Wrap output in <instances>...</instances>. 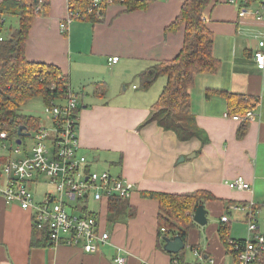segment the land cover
<instances>
[{"label": "crops", "instance_id": "obj_1", "mask_svg": "<svg viewBox=\"0 0 264 264\" xmlns=\"http://www.w3.org/2000/svg\"><path fill=\"white\" fill-rule=\"evenodd\" d=\"M5 1L18 0L0 3ZM155 1L150 0L145 10L132 12L120 5L107 6L102 22L75 20L63 33L59 25L67 17V0H48L45 16L33 21L25 59L58 67L78 99L86 101L78 108L79 153L92 167L105 163L108 171L113 170L110 173L134 185L125 203L135 215L109 225L105 205L91 211L97 213L98 229L109 235V241L98 253L87 254L79 246L31 245L41 236L32 233L30 213L0 200V264H115L117 249L124 252L125 264H170L174 256L158 247V203L142 198V192L209 193L214 200L203 205L212 216L213 209H219L220 217L229 205L254 203L264 233V71L253 60L256 36L264 32V21L254 19L260 1L245 6L244 0H213L203 13L213 34L212 55L220 62L214 74L196 75L190 90V112L205 133V144L197 138L181 141L154 122L143 125L166 79L161 77L143 90L137 76L153 64L174 59L183 44V27L176 32L167 28L184 0ZM241 8L245 11L239 17ZM112 57L118 58L115 64L108 63ZM229 95L254 101L247 109L254 119L247 121L241 138H237L241 122L223 116L231 110ZM236 177H243L250 189L230 190L226 184ZM236 214L239 218L231 217L228 236L241 240L246 235V218ZM220 217L217 223L202 227L203 233L197 225L189 230L186 263L196 264L191 251L197 249L202 264H227L230 258L234 264L220 239ZM232 222L240 223L242 232L237 233ZM234 230L242 236L234 235Z\"/></svg>", "mask_w": 264, "mask_h": 264}, {"label": "trees", "instance_id": "obj_2", "mask_svg": "<svg viewBox=\"0 0 264 264\" xmlns=\"http://www.w3.org/2000/svg\"><path fill=\"white\" fill-rule=\"evenodd\" d=\"M90 1L67 0V4L70 3L74 8L81 10L89 7ZM258 1L261 0H244L243 5L249 6ZM212 2L213 0H184L178 15L167 28V32H176L183 27V44L179 53L172 60L151 65L137 76L143 90L149 89L161 77L166 79L158 99L151 107L150 116L143 125L154 122L164 131L173 132L181 141L197 138L202 144L207 142L205 133L196 126L194 116L190 112V90L196 75L214 74L220 66L219 60L212 55L213 34L202 18L205 9ZM149 3L150 0H125L122 4L125 12H132L145 10ZM48 6V0L0 3V21L11 17L16 19L17 23L15 34L4 38L0 33V122L5 124L11 136H17L19 127L34 129L39 124V120L34 117L20 115L18 112L21 107L35 98L41 99L43 104L62 100L69 86L68 80L62 76L58 67L29 62L24 57L29 29L35 18L45 16ZM105 10L106 6H101L99 16L93 15L84 21L102 22ZM228 99L230 116H243L254 104L252 99L237 95H229ZM246 123L247 121L240 123L237 138H241L245 133ZM141 197L158 203L157 241L161 250L164 238L180 236L185 243L189 230L196 226L192 221L196 207L214 200L211 194L201 191L191 195L142 192ZM125 202L112 197L103 204L107 207V224L113 225L121 217L130 218L135 215L134 210ZM82 210L85 213V207ZM89 214L98 221L97 213ZM221 225L220 239L226 249L232 252L228 244L229 240H233L228 236L229 224ZM32 233H39L41 240L38 239L31 245L47 243L48 233L45 230L37 232L34 229ZM184 253L185 247L177 254H168L177 257L179 264H188L184 261Z\"/></svg>", "mask_w": 264, "mask_h": 264}, {"label": "built area", "instance_id": "obj_3", "mask_svg": "<svg viewBox=\"0 0 264 264\" xmlns=\"http://www.w3.org/2000/svg\"><path fill=\"white\" fill-rule=\"evenodd\" d=\"M124 1L91 0L90 6L81 10L69 3L67 19L59 25V29L64 33L71 21L99 16L101 6L118 5ZM260 6V10L254 12V19L263 23L264 0L260 1ZM244 11V8L239 9L238 16L242 17ZM117 60L116 57L108 58V63L115 64ZM253 60L257 69L263 71L264 32L256 36ZM79 105L78 96L69 89L62 100L43 104L44 117L39 120L37 127H24L23 130V133H29L32 145L24 142V136L17 146L15 136H11L5 124L0 122V199L4 204H18L23 210L30 211L33 227L46 230L48 241L54 247L79 246L84 253L95 254L102 246L108 245L109 235L98 231L95 218L75 214L76 210L87 207L89 195L98 204L105 203L111 197L127 200L135 187L122 177L88 169L90 162L79 154L76 113ZM224 118L236 122L254 119L252 112H246L243 116L224 114ZM41 180L45 185H50L53 192H43L40 201L36 202L31 186L38 185ZM226 185L233 191L250 189L242 177H237ZM227 210L243 213L246 218L245 238L242 241L228 242L234 264H264V233L260 231L258 211L254 204H232ZM220 221L228 222V216L223 215ZM191 254L196 259V264H202L200 251L192 249ZM114 263L125 264L122 250L117 249ZM170 264H179L178 259L172 257Z\"/></svg>", "mask_w": 264, "mask_h": 264}, {"label": "rangeland", "instance_id": "obj_4", "mask_svg": "<svg viewBox=\"0 0 264 264\" xmlns=\"http://www.w3.org/2000/svg\"><path fill=\"white\" fill-rule=\"evenodd\" d=\"M164 1H169V0H164ZM164 1H162V0H160V1L156 0L155 2H164ZM233 1H239V0H233ZM118 5H120L121 7H124L121 4H118ZM16 29H17V23L13 19H7V20L0 21V33H1V35L4 38L5 37H9L12 34H15ZM163 79H165V78H162V80ZM82 102L85 103L86 101L85 100H82V99H79L80 105L82 104ZM42 108H43V102L41 101V99L35 98V99H32L31 101H29L25 106L21 107L18 113L20 115L31 116V117H34V118H36L38 120H41L44 117ZM24 133H27L28 134L27 136H25L26 139H24V142L32 145L33 144V141H32V139H30L29 133L28 132H24ZM88 158H90V155L89 154H88ZM101 160H103V159H101ZM98 163H99V164H97L98 167H96V168L94 166L93 167L91 166V170L92 171H95V172L108 171V168L109 167H108L107 164L102 163V162H98ZM110 171L113 172L112 169ZM110 171H108V172H110ZM35 186L36 185L34 184V188H35ZM45 191L52 193L53 192V189H52V187L50 185H47V186H38V190L36 192V201L37 202L40 201L39 200V195L42 192H45ZM0 200H2V199H0ZM70 204H74V203L70 202ZM87 207H88V209L90 211H97V210L99 211L101 209V207L99 208V204L92 200V196L91 195H89V197L87 199ZM103 208H104V206H103ZM213 210L216 212L215 213V216H212L211 213H209V214L207 213V221L208 222H207V224L205 226L213 225V224H215V223L218 222V218L220 217V215H219V213H220L219 212V209H215L214 208ZM231 217H232V219L233 218L238 219L239 218V215L236 214V213H232L230 215V219H231ZM232 223L234 224L233 227L236 228V229H238V232L237 233L242 232L241 231L242 230L241 228H243V226H241L240 223H235V222H232ZM205 226H203V227H205ZM200 229H201V232L203 233V231H204L203 228L201 227ZM202 233H201V236H202V238H204V234H202ZM237 233H236V230L233 231V234L236 235L237 237H241L242 236L241 234H237ZM186 253L190 256V251L189 250H187ZM229 262L231 263V258H230ZM230 263H227V264H230Z\"/></svg>", "mask_w": 264, "mask_h": 264}, {"label": "water", "instance_id": "obj_5", "mask_svg": "<svg viewBox=\"0 0 264 264\" xmlns=\"http://www.w3.org/2000/svg\"><path fill=\"white\" fill-rule=\"evenodd\" d=\"M23 130H24V127H19L17 129V135L22 136V137L27 136L28 134L23 133ZM16 142L19 143V140H17ZM193 157L194 155H192V157L190 158H193ZM180 161H183V158H181ZM192 221L199 227H203L207 224L208 222L207 221V211L203 204L198 205L196 209L194 210ZM163 241H164L163 250L169 254H177L181 250H183L185 247V243L183 242L180 236L164 238Z\"/></svg>", "mask_w": 264, "mask_h": 264}, {"label": "bare ground", "instance_id": "obj_6", "mask_svg": "<svg viewBox=\"0 0 264 264\" xmlns=\"http://www.w3.org/2000/svg\"><path fill=\"white\" fill-rule=\"evenodd\" d=\"M121 5H123V4H121ZM67 16H68V4H67ZM66 19H67V17H66ZM66 19L62 22V23H64L65 21H66ZM75 20H80V19H75ZM74 21V20H73ZM73 21H71L70 23H72ZM69 23V24H70ZM61 24V23H60ZM69 24L67 25V27L69 26ZM117 58V57H116ZM118 59V58H117ZM118 61V60H117ZM257 68V67H256ZM259 70V69H258ZM261 71V70H260ZM264 71V70H263ZM67 89H69L71 92H73L72 90H71V88H70V85L67 87ZM74 93V92H73ZM75 94V93H74ZM80 106V105H79ZM247 112H250V111H247ZM76 113H77V118H78V109H77V111H76ZM225 114H227L228 115V113H225ZM245 115V114H244ZM224 116V115H223ZM228 116H230V115H228ZM236 116H238V115H236ZM254 117V116H253ZM236 122V121H235ZM22 136H16L15 137V144L17 145V146H19L20 145V143H21V141H22ZM17 140H19V143H17L16 141ZM80 154V153H79ZM81 155V154H80ZM83 156V155H82ZM85 157V156H84ZM91 166H92V163H89V165H88V169L90 170V171H92L91 170ZM92 172H95V171H92ZM102 172H108V171H102ZM96 173H101V172H96ZM110 175H113V176H116V177H121V176H118V175H114V174H112V173H110V172H108ZM123 178V177H122ZM237 178V177H236ZM243 178V177H242ZM124 179V178H123ZM232 181V180H231ZM43 181L41 180V182L38 184V185H36L35 186V188H34V185H32L31 186V188H32V190H31V192H32V194H33V197H34V200L36 201V192H37V190H38V186H47V185H45L44 183H42ZM229 182V181H228ZM250 186V185H249ZM43 193V192H42ZM41 193V194H42ZM41 194L39 195V200L41 199ZM112 198V197H111ZM110 198V199H111ZM120 199V198H119ZM122 200V199H121ZM128 200V199H127ZM108 201V200H107ZM106 201V202H107ZM124 201H126V200H124ZM37 202V201H36ZM105 202V203H106ZM104 203H102V204H99V205H103ZM254 204V203H253ZM7 205V204H6ZM11 205V204H10ZM18 205V204H17ZM72 206L74 205V204H71ZM254 206L256 207L257 205L256 204H254ZM20 207V206H19ZM229 207V206H228ZM228 207H227V209H228ZM21 208V207H20ZM22 209V208H21ZM225 210V212L223 213V215H227L228 216V222H226V223H222L221 221H220V219H219V222L221 223V224H230V222H231V219H230V214H232V213H234V212H229L228 210ZM23 210V209H22ZM71 210H73V208L71 209ZM24 211H28V210H24ZM29 213H30V211H28ZM89 213H93V212H91L88 208H86L85 207V213H83V210H82V208L81 209H79V210H76V213L75 214H78V215H81V216H85V217H87V216H91V217H93V215H90ZM84 214V215H83ZM243 214V213H242ZM30 215H31V213H30ZM223 215H221V217L223 216ZM220 217V218H221ZM93 218H95V217H93ZM31 221H32V215H31ZM96 222H97V227H98V221H97V219H96ZM32 227H33V223H32ZM34 229H36L37 230V232H39V231H42L43 229H37V228H35V227H33ZM46 231V230H45ZM98 231H99V229H98ZM47 232V231H46ZM100 232V231H99ZM229 241H233V240H229ZM228 241V242H229ZM47 243H49V241H48V238H47ZM50 244V243H49ZM50 246H53V245H51L50 244ZM71 247H74V246H71ZM75 247H77V246H75ZM176 259H178L177 257H175ZM178 262H179V260H178Z\"/></svg>", "mask_w": 264, "mask_h": 264}]
</instances>
